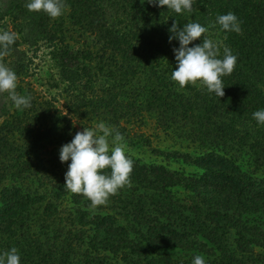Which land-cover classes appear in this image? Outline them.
I'll use <instances>...</instances> for the list:
<instances>
[{
  "label": "trees",
  "instance_id": "1",
  "mask_svg": "<svg viewBox=\"0 0 264 264\" xmlns=\"http://www.w3.org/2000/svg\"><path fill=\"white\" fill-rule=\"evenodd\" d=\"M12 2L7 11L22 20L17 31L22 42L30 46L40 40L49 48L55 68L50 86L61 87L66 103L61 112L30 90L22 93L31 96L30 107L4 112L0 255L16 247L20 264H193L196 255L206 264H264V175L252 174L264 168V124L253 117L264 109V0H194L192 12L179 14L147 0H65L67 11L55 19L29 11V0ZM229 12L240 21V33L216 23ZM174 22L181 28L190 22L215 24L204 36L237 56L234 71L222 77L223 97L199 81L181 88L171 79L178 66L173 49L179 40L169 41ZM19 43L8 54L17 76L30 63ZM86 115L117 127L153 118L157 126L196 143L199 154L171 156L200 172L184 175L134 163L130 180L140 193L123 212L125 223L111 213L91 214L84 208L89 199L64 186L71 162L57 159L61 146L73 139L74 123ZM46 145L52 147L48 158L42 153ZM32 150L42 156H29ZM241 153L252 164L250 172L237 163ZM30 175L50 176L51 191L24 189L22 180ZM172 186L189 193L185 202L171 195ZM64 195L72 204L65 230L59 222L53 225L62 220L56 200ZM163 249L178 253L157 252Z\"/></svg>",
  "mask_w": 264,
  "mask_h": 264
},
{
  "label": "clouds",
  "instance_id": "2",
  "mask_svg": "<svg viewBox=\"0 0 264 264\" xmlns=\"http://www.w3.org/2000/svg\"><path fill=\"white\" fill-rule=\"evenodd\" d=\"M144 0H141L143 3ZM154 6H167L176 13L192 12L194 0H147ZM29 11H43L51 18L60 17L67 8L65 0H29L26 4ZM223 30L240 33V21L229 12L219 15L217 21ZM198 22H190L179 27L174 22L169 29V41L179 40V47L174 48L177 67L171 73V79L181 88L199 81L209 93L218 97L225 95L222 77L230 75L236 66L237 56L232 50L204 36L209 31ZM202 43L189 46L193 41L202 38ZM19 39L17 33L0 29V93L7 92L17 109L31 106V96L19 95L16 92L17 75L3 61ZM221 46L223 56H221ZM258 123L264 124V109L253 113ZM111 137V147L110 140ZM60 161L71 163L65 173V188L73 194H80L91 201V207L106 205L109 197L116 195L125 187H131L133 159L127 155V144L124 136L115 128L100 122L94 128L84 127L77 131L74 138L60 148ZM110 169V172L107 171ZM0 264H20V255L16 247L0 255ZM193 264H206L202 255H196Z\"/></svg>",
  "mask_w": 264,
  "mask_h": 264
},
{
  "label": "rangeland",
  "instance_id": "3",
  "mask_svg": "<svg viewBox=\"0 0 264 264\" xmlns=\"http://www.w3.org/2000/svg\"><path fill=\"white\" fill-rule=\"evenodd\" d=\"M13 0H0V29L9 30L17 33L18 30L22 31V20L19 15L14 12L7 11L9 4L13 3ZM67 9L64 10L66 12ZM63 12V13H64ZM13 20H12V19ZM19 36V48L25 51L26 57L30 58V63L26 72L20 76H17V88L16 92L22 95L25 91L33 90L35 95H41L42 98L51 101L55 108H58L61 112L65 111V94L61 92V87L58 85L57 88L50 86L49 77L54 74L55 68L49 60L47 52L48 47L45 43L38 41L34 45H26L23 40V35L17 33ZM85 42L88 43L91 36L86 34ZM82 43V40H79ZM9 68L10 57L8 55L4 57L3 61ZM198 84V83H197ZM195 84V85H197ZM33 95V94H32ZM15 107L14 102L10 99L7 92L0 93V122L6 117L4 112L10 113ZM75 118V117H74ZM104 122L106 125L111 126L118 130L124 136V142L127 144V155H129L134 163L138 165H162L166 170L176 172L178 174L182 173L184 175L190 173H199L200 170L194 166L183 163L181 159L174 158L172 153L187 154L195 156L199 154L200 150L195 142H191L187 138L177 136L175 131L171 128H161L154 123L153 118H148L145 116L143 119H134L131 122H120L119 126H114L113 124L106 123L105 121L99 120L96 117H85L78 118L74 123V136L77 131H83L84 127L94 128L96 124ZM73 136V138H74ZM110 147L111 145V137ZM44 141H42L43 143ZM50 145H46L42 149L43 157L48 158L47 152L51 150ZM31 151L29 156H34L35 153L38 156H42L41 151ZM170 154L166 156L165 154ZM57 159L60 160L59 154ZM71 162V160L69 159ZM237 163L240 165L242 170L250 172L252 170V164L249 162V158L246 154L241 153L237 158ZM107 171L110 172V169ZM256 176L264 175V168H258L252 173ZM10 182V181H9ZM51 184H53L52 178H33L31 175L22 180V187L29 192L37 193H49L51 191ZM171 195L179 200L180 202H185V198L189 193L184 190L181 186H172L169 188ZM137 193H140L138 188L134 189L133 185L131 187L125 186L121 188L116 195L110 196L109 201L106 205L97 206L95 208L91 207V201L89 200V205L84 207L88 212L92 213H111L114 214L116 220L119 224L125 223V217L122 216L125 210L131 209V205L136 200ZM58 202V208L64 211L62 215V220H54V226L57 222L60 226H64L63 229L69 228V224L66 219V211L71 208L72 204L67 195L62 196L60 199L56 200ZM119 213V214H118ZM38 221V219H37ZM40 223V221H38ZM37 222L33 225V230L37 231ZM86 226V234L88 236L92 235L93 230ZM42 229V233H43ZM50 234V233H49ZM165 251L170 255H176L178 253L175 249H163L157 251L158 253ZM110 258L111 255L109 253ZM116 259L112 258L111 261Z\"/></svg>",
  "mask_w": 264,
  "mask_h": 264
}]
</instances>
